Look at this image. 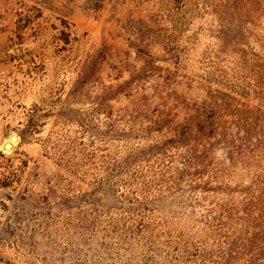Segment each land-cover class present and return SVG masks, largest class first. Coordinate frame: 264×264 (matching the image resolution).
Instances as JSON below:
<instances>
[{"label": "rangeland", "instance_id": "obj_1", "mask_svg": "<svg viewBox=\"0 0 264 264\" xmlns=\"http://www.w3.org/2000/svg\"><path fill=\"white\" fill-rule=\"evenodd\" d=\"M0 264H264V0H0Z\"/></svg>", "mask_w": 264, "mask_h": 264}, {"label": "water", "instance_id": "obj_2", "mask_svg": "<svg viewBox=\"0 0 264 264\" xmlns=\"http://www.w3.org/2000/svg\"><path fill=\"white\" fill-rule=\"evenodd\" d=\"M12 135H13V134H12ZM12 135H11V136H12ZM16 135H17V134H16ZM19 139H20V136H19V135H17V136H12V140L15 141V142H17V143L19 142ZM8 147H9V143H6V144L3 145V149H4V150H7Z\"/></svg>", "mask_w": 264, "mask_h": 264}]
</instances>
